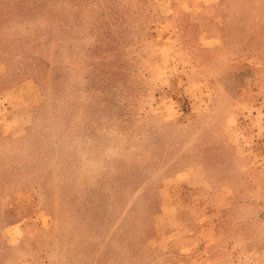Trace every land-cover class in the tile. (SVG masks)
I'll use <instances>...</instances> for the list:
<instances>
[{"label":"rangeland","instance_id":"1","mask_svg":"<svg viewBox=\"0 0 264 264\" xmlns=\"http://www.w3.org/2000/svg\"><path fill=\"white\" fill-rule=\"evenodd\" d=\"M0 264H264V0H0Z\"/></svg>","mask_w":264,"mask_h":264}]
</instances>
